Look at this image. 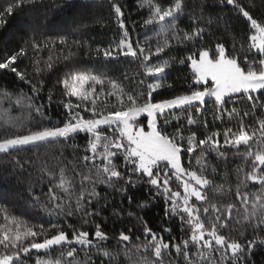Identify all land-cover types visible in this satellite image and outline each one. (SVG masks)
Returning <instances> with one entry per match:
<instances>
[{"label":"snow or ice","instance_id":"snow-or-ice-1","mask_svg":"<svg viewBox=\"0 0 264 264\" xmlns=\"http://www.w3.org/2000/svg\"><path fill=\"white\" fill-rule=\"evenodd\" d=\"M40 3L9 0L0 24L5 14ZM220 3L247 22L239 47L235 36L231 48L223 40L212 44L213 29L223 26L228 34L230 19L212 17L203 7L190 12L186 0H139L145 36L133 40L125 5L106 0L118 30L96 55L122 57L136 72L112 76L68 65L57 80L67 98L57 120L40 102L43 80L33 83L18 68L26 48L0 57V70L31 85L30 94L0 90V167L11 168L10 175L35 167L20 155L35 150L42 164L37 182L46 178L47 192L43 204L33 196V208L54 218L47 227L30 224L0 206V264H254V251L264 248V19L254 18L242 0ZM86 27L74 26L79 38L73 45L88 46ZM68 42V35H57L33 38L28 47L39 52ZM34 63L38 76L44 69ZM178 65L190 70L183 89L169 81L173 70H182ZM162 90L177 94L157 101L154 94ZM52 99L49 90V104ZM168 126L175 130L169 133ZM138 186L147 200L136 211L121 207L125 200L134 205L130 193ZM156 200L164 202L165 218L154 228L139 212ZM108 218L121 221L118 234L106 231ZM125 219L136 223L125 225ZM177 221L179 236L171 226Z\"/></svg>","mask_w":264,"mask_h":264},{"label":"trees","instance_id":"trees-1","mask_svg":"<svg viewBox=\"0 0 264 264\" xmlns=\"http://www.w3.org/2000/svg\"><path fill=\"white\" fill-rule=\"evenodd\" d=\"M120 2L125 5L124 10L128 17L126 24L130 29L132 39L136 40L139 37L143 40L145 29L141 27L140 22L146 17L141 15V10L138 8L139 0H120ZM242 2L248 6L254 18L258 20L264 19V0H242ZM8 3L9 0H0V11H3ZM102 3L105 6L100 8L99 5ZM186 6L190 12L196 14H199L201 7H203L205 12L212 17L223 15L225 18L230 19L232 27L229 29L228 34H223V26H221L219 31L213 29L216 34L212 39V44L217 40H223L231 48V42L233 36H235L239 47V40L246 35L247 22L242 16L237 17L231 10V6L221 4L220 0H186ZM100 15L103 16V22L97 23L96 18ZM3 19L6 23L0 24V57L19 51L20 48H26L27 55L18 59V68L20 71L25 72L26 77L31 79L33 83L43 80L44 91L41 93L40 102L47 106L53 120L63 118L66 112L60 101H66L67 98L62 95V86L57 83V80L63 77L68 65H75L89 70L95 69L107 72L112 76H120L122 73L134 75L136 72V65L125 61L122 57L119 60H110L105 59L102 55H96L95 49L97 47H108L109 42L112 41L118 30L117 24L108 16L106 0H95V3H93V0H71V6H69V0H42V3L29 6L22 12L17 11L12 15L5 14ZM134 21L136 22V27L133 30ZM53 22H56L55 27L52 26ZM81 22L87 25L84 31L87 33L88 46L85 47H77L71 43L73 39L79 38V34L75 36L72 34V29ZM57 35H68V44L60 45L57 43L55 47L50 46L48 49H42L39 52L28 47V43L33 38L43 41L47 37L54 38ZM148 35H151V33H148ZM173 55H176V53H173ZM180 55H184V53L181 52ZM49 57H51V61H49ZM37 60L40 61L39 67L44 69L38 76L34 74V69L37 67L34 61ZM48 62L53 64L51 71L46 68ZM177 68H182V70H173L169 81L173 83L175 89L186 88L187 80L185 78L189 76L190 70L179 65ZM30 87L29 83L21 81L14 73L0 70V90L9 92L23 90L25 93L30 94ZM49 90L53 93V99L50 104L47 100ZM162 91L165 92L164 95L154 94L157 101L171 98L172 95L177 94L173 90ZM72 100L75 101V98L73 97ZM112 103H115L114 99ZM238 107L243 106L238 105ZM18 114V112L13 113V115ZM207 119L211 123V106H209ZM174 123L175 121H173ZM161 126L163 127V124ZM174 130L172 126L167 127L169 133ZM84 142L83 139L78 141L81 145ZM40 151L42 154L43 150ZM34 152L35 150L20 153L22 157L37 163L35 167L26 165L25 169L20 171L18 175H10L11 168L0 167V206L8 207L13 215L27 220L30 224L44 223L47 227V222L54 218L49 217L42 209L34 210L32 204L33 196L40 197L41 204L46 203L45 193L47 192V179L37 182L42 164ZM70 152L71 150L69 149L65 153L69 160L71 159ZM186 160L187 158L185 157ZM4 163V161H0V165ZM47 163L50 166L54 161L48 160ZM235 166L234 163L229 165V168L234 170ZM231 180L234 186V174ZM130 194L134 197V205L130 208L128 201L125 200L121 207L128 211H136L135 205L147 200L146 189L138 186ZM164 208V202L156 200L151 202L147 209L139 212V215L148 222L149 226L156 228L164 221ZM103 215L107 218L109 217V212L106 211ZM0 223H4L2 216H0ZM132 223H136L135 219L124 220L125 225ZM104 224L106 231L110 235L118 234L122 226L120 220L111 218L105 219ZM171 226L174 228L173 235L179 236V222L177 221ZM112 242L114 245L115 240L113 239ZM35 255V250H33V261ZM252 259L254 264H264V248H257Z\"/></svg>","mask_w":264,"mask_h":264},{"label":"rangeland","instance_id":"rangeland-1","mask_svg":"<svg viewBox=\"0 0 264 264\" xmlns=\"http://www.w3.org/2000/svg\"><path fill=\"white\" fill-rule=\"evenodd\" d=\"M143 119V118H142ZM144 123L146 124V119L144 120ZM147 130V129H146Z\"/></svg>","mask_w":264,"mask_h":264}]
</instances>
